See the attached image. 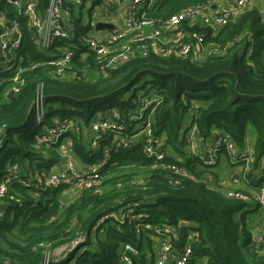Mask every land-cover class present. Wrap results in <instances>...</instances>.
Listing matches in <instances>:
<instances>
[{"label":"trees","instance_id":"obj_1","mask_svg":"<svg viewBox=\"0 0 264 264\" xmlns=\"http://www.w3.org/2000/svg\"><path fill=\"white\" fill-rule=\"evenodd\" d=\"M234 1L153 0L147 14L164 21L195 4ZM35 2L43 12L49 0ZM83 6L77 11L71 6L78 13H73L74 37L56 39L41 50L33 43L27 19L0 0V14L15 19L21 29L16 58L25 69L18 93L9 91L12 71H0V180L11 166L18 168L0 197V203L7 204L0 212V264H42L46 257L49 264H120L124 242L138 251L131 255L133 264H153L149 250L154 233L148 224L179 225L181 238L194 233L193 257L203 258L205 264H264V253L252 247L246 226V201L224 196L209 177L216 176L213 168L221 157L229 159L225 152L209 167L182 148L188 113L201 137L227 135L241 151L251 133L255 162L246 176L253 186L264 180L256 181L252 174L264 156V16L260 10L245 7L217 29L186 26L203 35L208 53L202 59L191 54L134 53L100 74L95 53L82 56L83 39L91 29L83 20L89 13L82 11ZM64 48L74 52L69 70L73 77L54 78L47 62ZM38 85L46 99L41 122L35 120L32 107ZM147 101L152 102L143 108ZM113 110L118 115L115 128L101 135L92 148L88 144L91 122L101 115L112 117ZM150 112L152 136L160 138L174 156L161 160L148 156L145 136L130 146L122 144L120 138L136 132ZM65 120L76 127L47 147L38 141ZM64 141L70 143L72 159L81 167L101 161L105 148L109 154L97 172L98 182L62 203L61 196L73 189L71 184L46 186L41 180L62 160L59 150ZM161 163L176 164L188 176L178 177ZM139 171L143 178L135 179Z\"/></svg>","mask_w":264,"mask_h":264},{"label":"built area","instance_id":"obj_2","mask_svg":"<svg viewBox=\"0 0 264 264\" xmlns=\"http://www.w3.org/2000/svg\"><path fill=\"white\" fill-rule=\"evenodd\" d=\"M5 1L16 12L15 15H21L27 19L33 32V43L41 50H46L56 39L71 40L74 37L76 26L73 13L75 15L78 13L73 12L71 6L77 11L84 5L82 11L88 10L89 13L84 14L83 20L89 23L91 29L89 35L83 39L86 43V52L82 56L85 57L90 52H94L97 70L100 74L107 72L111 66L127 60L134 53L147 55L149 51H152L159 56L177 57H186L191 54L194 59H202L208 53V47L203 44V35L188 30L186 26L200 24L217 29L237 16L248 3V0H235L231 4L222 6L195 4L172 14L164 21H156L147 14L153 5V0L146 2L145 0H98L97 3H94L93 0L85 2H83L84 0H49L47 8L43 12L38 9L35 0ZM4 14V12L0 14V71H12V85L9 91L18 93L24 84L23 73L25 71L21 60L16 58L22 33L18 22ZM97 24H102V27L97 28ZM73 56L74 52L70 48L58 50V53L47 62L51 67V76L59 79L73 77L69 74ZM34 67L35 64L30 68ZM45 101L42 85H38L32 101L33 113L37 122H41L43 119ZM150 102L152 101L143 103V108H146ZM142 110L140 109L138 117H141ZM112 114L113 116L108 118L99 115L100 119L91 122L92 135L88 144L92 148L98 146V139L101 135L115 128L118 115L115 110L112 111ZM151 123L150 112L136 132L120 139L124 146H130L140 137H147L149 144L145 147L146 154L161 160L173 153L167 146H163L160 138L152 136ZM75 127L73 121L65 120L48 129L44 137L37 139L47 147L68 129ZM183 130L182 148L186 155H196L203 161V164L211 167L216 164L220 152L224 151L230 162L244 163L240 172L231 176L229 186L225 190L219 187L217 189L228 198L246 201L249 198V188H252L251 190L255 192L256 204L259 208L264 209V156L258 159L256 172H252L256 181L258 179L263 181L257 186H253L246 176L250 170L249 167H252L255 162L251 149L246 147L245 150H239L232 139L224 134L204 139L199 134L190 114L183 121ZM108 154L109 150L105 148L104 158L88 167L77 166L74 161L69 159L64 163L63 168L60 167L62 164L60 161L58 167L56 165L49 175L41 180V183L46 186L67 183L77 191L91 187L98 182L97 172L106 161ZM178 158L182 161L181 156ZM161 165L178 177L188 176V173L176 164L161 163ZM9 170L8 174L0 180V197L5 194L7 183L12 174L18 172L17 165L11 166ZM178 181L176 178L174 182ZM146 226L154 233L150 235L151 249L149 250V253L152 251L153 264L190 263L194 255L191 246L194 233L187 235V238H181L179 225L151 226L148 224ZM252 247L256 251L264 253V227L253 238ZM62 250L63 248L56 252L60 251L59 253H61ZM137 253V249L130 242H124L120 249V264H133L131 255H137ZM148 258H150L149 255ZM42 264H49V258L46 257Z\"/></svg>","mask_w":264,"mask_h":264},{"label":"crops","instance_id":"obj_3","mask_svg":"<svg viewBox=\"0 0 264 264\" xmlns=\"http://www.w3.org/2000/svg\"><path fill=\"white\" fill-rule=\"evenodd\" d=\"M214 5V4H213ZM224 5L222 2H218L214 6H222ZM250 8H258L261 12V14L264 16V0H248L247 6ZM251 141H252V135L248 136L246 139V147L251 149ZM244 163L240 162L238 164H234L230 162V160L225 159L221 157L219 159L218 164L213 168V170L216 173V176H209L211 179V182L214 184H217L219 188L221 186L228 187L229 181L231 179L232 175L238 174L242 168ZM227 167V171H224L225 176L220 175V168ZM250 170L252 167H249ZM229 178L228 180L225 178ZM227 180V181H226ZM222 189V188H221ZM250 189L249 198L246 200V210H248L246 214V226L250 230L251 234L252 232L255 233V235H252L253 238L257 235L259 230L264 227V209H261L258 207L255 201V192L252 191V188ZM248 189V190H249ZM190 235H193V233H190ZM189 264H205V260L200 257H193Z\"/></svg>","mask_w":264,"mask_h":264},{"label":"rangeland","instance_id":"obj_4","mask_svg":"<svg viewBox=\"0 0 264 264\" xmlns=\"http://www.w3.org/2000/svg\"><path fill=\"white\" fill-rule=\"evenodd\" d=\"M188 115H189V113L188 114H186V116H185V118H184V120H186V118L188 117ZM249 130H250V132H252V128H249ZM250 135H251V133H250ZM59 154L61 155V162H62V164L60 165V167H63L64 166V163L65 162H67L69 159L70 160H72V161H74V163L78 166V164L76 163V161L75 160H73L72 159V152H71V150H70V143L68 142V141H64V142H62L61 144H60V150H59ZM72 155V156H71ZM56 167H58V165L56 166ZM64 168V167H63ZM221 170H220V175L221 176H225V174H224V171H227L226 169H227V167L225 168V167H222V168H220ZM135 179H141V178H143V174L139 171V172H137V173H135ZM226 177V176H225ZM225 179H229L228 177L227 178H225ZM226 180V181H227ZM231 180V179H230ZM212 185H213V183H212ZM214 186V185H213ZM217 187H219V186H217ZM223 189V190H225L227 187H224V186H221L220 187V189ZM76 192H77V189H75V188H73L69 193H68V195H66L65 197L64 196H61V201H62V203L65 201L64 199L67 197V198H73V196L76 194ZM60 251H58V252H56L54 255H55V257H57L58 256V254H60L59 253Z\"/></svg>","mask_w":264,"mask_h":264},{"label":"water","instance_id":"obj_5","mask_svg":"<svg viewBox=\"0 0 264 264\" xmlns=\"http://www.w3.org/2000/svg\"><path fill=\"white\" fill-rule=\"evenodd\" d=\"M213 6H214V5H213ZM96 27H97V28H100V27H102V24H97ZM6 206H7L6 203H0V212H1L2 210H4ZM252 235H255V233L252 232Z\"/></svg>","mask_w":264,"mask_h":264}]
</instances>
